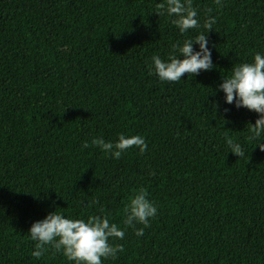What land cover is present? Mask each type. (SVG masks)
I'll return each instance as SVG.
<instances>
[{"label": "trees", "instance_id": "trees-1", "mask_svg": "<svg viewBox=\"0 0 264 264\" xmlns=\"http://www.w3.org/2000/svg\"><path fill=\"white\" fill-rule=\"evenodd\" d=\"M0 264H264V0H0Z\"/></svg>", "mask_w": 264, "mask_h": 264}]
</instances>
